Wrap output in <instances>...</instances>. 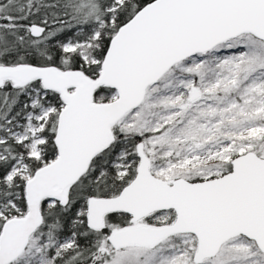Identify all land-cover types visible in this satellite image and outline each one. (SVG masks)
Here are the masks:
<instances>
[{
  "label": "snow or ice",
  "instance_id": "1",
  "mask_svg": "<svg viewBox=\"0 0 264 264\" xmlns=\"http://www.w3.org/2000/svg\"><path fill=\"white\" fill-rule=\"evenodd\" d=\"M0 264H264V0H0Z\"/></svg>",
  "mask_w": 264,
  "mask_h": 264
}]
</instances>
